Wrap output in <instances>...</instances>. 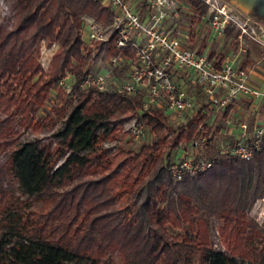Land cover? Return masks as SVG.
<instances>
[{
  "label": "trees",
  "instance_id": "1",
  "mask_svg": "<svg viewBox=\"0 0 264 264\" xmlns=\"http://www.w3.org/2000/svg\"><path fill=\"white\" fill-rule=\"evenodd\" d=\"M18 1L13 25H0V264H264V227L249 214L264 199V148L252 161L207 160L208 171L177 181L171 166L183 145L201 136L212 142L213 129L203 111L174 127L163 109L145 112L155 139L138 152L102 148L118 141L144 97L79 88L93 61L134 57L116 48L115 35L82 40L84 17L108 27L113 12L97 0ZM186 1L196 26L209 7ZM42 42L59 44L48 71ZM67 76L75 105L68 115L54 112L66 120L50 153L38 136L23 137L54 128L55 118L38 115ZM214 215L225 250L212 239Z\"/></svg>",
  "mask_w": 264,
  "mask_h": 264
},
{
  "label": "built area",
  "instance_id": "2",
  "mask_svg": "<svg viewBox=\"0 0 264 264\" xmlns=\"http://www.w3.org/2000/svg\"><path fill=\"white\" fill-rule=\"evenodd\" d=\"M97 1L113 12V23L105 28L96 23L86 24L82 29V40L88 44L106 43L115 35L116 48L128 49L134 57L123 53L105 62L93 61L79 88L122 96L144 93L142 119L145 112L161 109V105L173 117L187 113L193 117L198 115L187 86L202 88L210 96L212 109L219 112L226 113L236 100H246L251 114L258 119L257 125L252 131L245 123L240 124L239 129L232 127L235 145L229 154L252 161L264 148V90L252 84L251 71L241 68L230 58L219 65L209 55L189 48L191 32L182 28L185 16L179 0ZM202 1L212 8L210 38L213 41L224 38L233 21L231 15L213 0ZM246 33L244 30L243 34ZM124 65L129 66L128 72L123 69ZM65 87L68 93L72 92L69 85ZM146 129L144 123L135 122L133 139L145 137ZM206 140L201 136L190 146L194 148ZM210 168L212 162L185 152L171 166V172L180 181L186 173L196 175Z\"/></svg>",
  "mask_w": 264,
  "mask_h": 264
},
{
  "label": "rangeland",
  "instance_id": "3",
  "mask_svg": "<svg viewBox=\"0 0 264 264\" xmlns=\"http://www.w3.org/2000/svg\"><path fill=\"white\" fill-rule=\"evenodd\" d=\"M181 3V7L184 10V26H191V15L188 13L189 5L186 0H179ZM215 3V0H213ZM217 3V2H216ZM19 8L18 0H0V25L12 26L17 17V12ZM95 23L92 18L84 17L83 18V26L86 24ZM97 24V23H96ZM98 25V24H97ZM100 26V25H98ZM103 27V26H102ZM105 28V27H103ZM83 32V31H82ZM81 32V36H82ZM193 32V29H192ZM234 36V33L232 34ZM194 42V40H193ZM59 49V44H53L52 46H47L45 42L41 44V53H40V62L44 68V70L48 71V68L53 60V57L57 53ZM232 58L233 55L231 56ZM123 69L125 72H128L129 66L124 65ZM71 78H65L63 83L61 82L57 85L50 96L45 102L44 107L39 112V119L43 120L44 118L51 116L56 119V124L52 130H46L44 133L40 135H35L32 132H28L23 137L24 141L32 140L38 136V138L42 139V147L46 148V150L50 153H55L59 147V139L54 137L62 127L66 120L58 119L55 116V111L60 110L61 108L66 109L67 115L71 112L73 105H75V97H70L68 92L66 93L64 90V86L69 85L71 83ZM190 96L192 97L196 110L198 112L203 111L207 115V122L212 127V135L213 141L210 143L203 142L198 144L196 147H191L190 145H183L181 151L189 153V155H193L198 159L204 160H216L221 158H226L229 154L230 150L235 145V131L231 133L232 127L239 129L240 124L245 123L248 125L250 131L254 130L256 127V118L249 111V103L244 100H239L234 102V104L229 106L228 114L224 112L215 111L212 109V104L210 101V96L199 87H189ZM70 98L73 101H70ZM242 104L246 108V112L241 113L236 109V106L239 103ZM160 109V108H153ZM161 109H165L163 105H161ZM141 109L138 111L137 115L127 124L123 126V131L119 135L118 141L116 142H107L103 145L102 148H116L119 146H127L130 150L134 152H138L143 145L150 144L155 139L154 134L149 130L148 126H146V120L140 114ZM168 116L170 125L174 127H181L186 124L190 119H192L193 115L191 113L184 114L182 117H173L167 114V111H164ZM227 112V111H226ZM145 114V113H144ZM66 115V116H67ZM252 115V116H251ZM144 116V115H143ZM140 121L144 123L146 126V135L141 140H134L132 135V126L135 122ZM182 154L180 153L179 156ZM183 187L180 186L179 190L183 191ZM250 217L258 222L261 226L264 227V199L258 200L252 209L250 210ZM222 225V221L219 216L214 215L211 216V234L212 239L215 243V247L217 249L225 250V247L221 244L220 238L218 235V231L220 226ZM198 259L199 256L197 255ZM156 264H161V258L156 259Z\"/></svg>",
  "mask_w": 264,
  "mask_h": 264
},
{
  "label": "crops",
  "instance_id": "4",
  "mask_svg": "<svg viewBox=\"0 0 264 264\" xmlns=\"http://www.w3.org/2000/svg\"><path fill=\"white\" fill-rule=\"evenodd\" d=\"M215 2L219 7H225L231 15L233 21L229 29L234 28V35L239 32L238 38L229 36L228 32L222 39L213 41L210 38L212 8L208 5V13L199 24L182 26L184 30L191 32V40L187 46L209 55L217 62L222 58L234 60L241 68L251 71L252 84L264 90V0H215ZM188 13L193 15L190 6ZM244 30L247 31L246 34H243ZM238 103L236 109L241 113L246 112V108Z\"/></svg>",
  "mask_w": 264,
  "mask_h": 264
}]
</instances>
